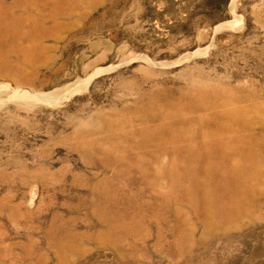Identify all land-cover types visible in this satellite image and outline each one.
Instances as JSON below:
<instances>
[{
    "label": "rangeland",
    "instance_id": "1",
    "mask_svg": "<svg viewBox=\"0 0 264 264\" xmlns=\"http://www.w3.org/2000/svg\"><path fill=\"white\" fill-rule=\"evenodd\" d=\"M1 19L0 264H264V196L212 228L140 134L197 118L204 85L264 105V0H0ZM83 122L124 148L82 147Z\"/></svg>",
    "mask_w": 264,
    "mask_h": 264
},
{
    "label": "bare ground",
    "instance_id": "2",
    "mask_svg": "<svg viewBox=\"0 0 264 264\" xmlns=\"http://www.w3.org/2000/svg\"><path fill=\"white\" fill-rule=\"evenodd\" d=\"M3 19L0 23L4 25ZM83 88L76 83L47 94L23 95L27 101L60 104ZM197 98V118L162 114L159 126L141 129L140 134L143 144L154 146L156 157L166 155L173 160L166 171L174 184L173 199L180 203L183 199L179 193L183 192L191 204L202 208L210 227L213 228L215 215L221 217L220 226L229 227L247 204L264 196V134L257 132V126H264V105L248 104L234 90L217 84L199 87ZM84 127L83 122L77 134L82 147L95 145L104 157L115 156L117 150L124 148L112 136L106 142L89 140Z\"/></svg>",
    "mask_w": 264,
    "mask_h": 264
}]
</instances>
